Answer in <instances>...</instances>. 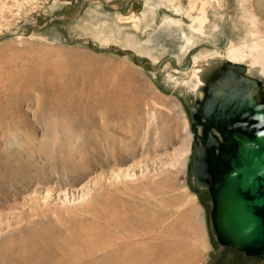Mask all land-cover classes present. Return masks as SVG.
<instances>
[{"label": "rangeland", "instance_id": "obj_1", "mask_svg": "<svg viewBox=\"0 0 264 264\" xmlns=\"http://www.w3.org/2000/svg\"><path fill=\"white\" fill-rule=\"evenodd\" d=\"M178 1L188 10L208 0ZM208 2L216 38L194 35L190 55L182 32L192 37L200 14L163 0H0V264H121L123 253L147 264H264L216 239L194 173L199 99L179 85L192 74L176 71L209 45L225 51V30L237 49L252 43L262 30L249 17L261 24L264 12L253 0ZM263 55L259 65L239 57L245 74L264 71Z\"/></svg>", "mask_w": 264, "mask_h": 264}, {"label": "water", "instance_id": "obj_2", "mask_svg": "<svg viewBox=\"0 0 264 264\" xmlns=\"http://www.w3.org/2000/svg\"><path fill=\"white\" fill-rule=\"evenodd\" d=\"M232 68L245 71L242 65L226 63L218 71L217 82L222 83L205 82V98L196 104L210 126L206 140H216L218 148V154L210 150L208 160L210 219L222 247L264 262V81L239 75ZM250 87L258 88L259 94ZM191 133L197 142L194 125Z\"/></svg>", "mask_w": 264, "mask_h": 264}, {"label": "bare ground", "instance_id": "obj_3", "mask_svg": "<svg viewBox=\"0 0 264 264\" xmlns=\"http://www.w3.org/2000/svg\"><path fill=\"white\" fill-rule=\"evenodd\" d=\"M163 1H165L167 3H170L171 5H173L172 6L173 7L172 9L174 10V13L177 14V15H183V16H186L189 19H192L195 12H199V14H200V16L196 17L195 19L193 18V22H194L193 24L188 25L189 26V29L191 31L192 37H188L185 32H182L183 38L185 40V45H184L185 47L183 46V49L185 48V53L186 54H190L192 51H194V49L196 47L195 45L197 44V42H196L197 40L195 41V38L193 39V36L194 35L198 36V39L201 38L203 40L209 39V38H216V35L214 36V34H213L212 36H210L208 33H206V30H205L206 29V26H207V22H208V18H207V15H206V7L209 5V2H208L209 0L206 1V2L202 1L201 2V7H199V6L198 7L190 6L188 8V10H185L181 6V3L178 0H163ZM244 1L247 2L249 0H244ZM192 3H195V1H192ZM163 4H165V3L163 2ZM255 4H256L255 6H258V8L261 6L260 2L259 3H255ZM245 8H247V7H245ZM245 8L244 9L242 8V9L244 10V12H247V9H245ZM260 11H262V10H260ZM258 15H260V14H258ZM251 17H249V19H250L249 20V23H251V28H253V26H255L254 29L257 30V28L259 26V28H261V30H262V31L260 30L261 31L260 33H258V31L255 32V33H252V34L250 33V36L249 37H250V39L252 37V40H253L252 43H251V41L250 42H247V43H245L243 45V48H241V49L238 48L237 49V48H235L236 46H233L232 41L230 40L229 36H227L225 34V31L226 30L224 31V34H223V37H225V39H224L225 40V44H226L225 47L228 46L225 51H227V52H233V54L231 55V57L229 59L230 61H228V62L231 63L232 65H242V66L246 67L247 70H249L247 65L245 66L244 64H242L243 62L242 63H239V57H242L243 60L244 59L247 60L245 62H250V63L252 62L254 64L259 65V63H261L259 61V56L261 57V55H263L260 51L264 48V24H263L264 23V15L263 16H260L261 17L260 19L262 20L261 24H258V19L257 18H255L254 16H251ZM168 19L169 20L168 21H165V23H168L169 26H171V27H177L179 30L183 28L184 22L181 19H174V18H168ZM247 35H249V34H247ZM209 47H212V50H209L208 53L207 52L206 53L203 52V53L198 54L197 56L191 58V63H189L190 66L188 67V69L190 68V71L183 70L184 67L183 68H178L176 66L177 69H178V70H176L177 72H179V73L181 72L183 74L185 73L186 75L192 74V75H190V76H192V79L191 80H189L188 82L186 80H184L179 85H182V86H190L189 84H191V85L193 84V88L196 91L197 98L199 100H201L202 98L205 97L204 96L205 94H203V89H204V87H206V85H207L206 83H208V84L210 83L211 86H213L214 83L219 80V78H217V77H219V75H220V73H219L220 72V69L223 67V64H221L217 59H214V58L219 57L221 54L223 55V52H225V51H218L219 48L216 47L215 45H209ZM261 47H262V49L260 50ZM201 48H203V45L198 47V51ZM247 52H249V54ZM260 53H261V55H260ZM203 59H205V60H203ZM177 63H179V60L176 61V64ZM260 71H263V70H261V68H260V69H257L255 71L251 72L250 74L247 72L246 75L250 79H256L257 80L258 78H260V74H259ZM177 72H174V74L176 75V77H177ZM216 73H217L218 76H214V78L216 80V81H214L213 80L214 78L212 76L214 74H216ZM209 76H211L210 79L207 80V81H205V79H208ZM193 80L196 81V84H195V81H193ZM258 80H260V79H258ZM217 83H222V82L219 81ZM263 86H264V84H263ZM250 88H251V90H253V93L259 94V89L258 88H254V89L252 87H250ZM263 91H264V88H263ZM134 251H135L134 249L132 250V252L130 251L132 253V255L135 253ZM156 252H158V251H156ZM131 253H129V255ZM122 255L124 256V253ZM146 255H148V253H146ZM152 255L155 256L156 254L154 253L153 249H150V252H149V256L148 257H150V256L152 257ZM123 256H121V260L118 263H121V264H147L148 263V259H146L147 257H140V256H138L139 258L133 259V258L130 257L131 259H129V257H125V256L123 257ZM134 257H135V255H134ZM159 259L155 256V258L153 259V262L158 263L159 262Z\"/></svg>", "mask_w": 264, "mask_h": 264}, {"label": "flooded vegetation", "instance_id": "obj_4", "mask_svg": "<svg viewBox=\"0 0 264 264\" xmlns=\"http://www.w3.org/2000/svg\"><path fill=\"white\" fill-rule=\"evenodd\" d=\"M260 1L261 0H253V4H251V5H253L255 7L254 4L259 3ZM260 7L258 8V10L259 11L262 10V12H264V10H263L264 8L262 7V5ZM224 66L225 65H223V67ZM231 70L235 71L239 75H243V76L246 75L245 71L243 72L242 69L237 70L236 68H232ZM204 88H206V87H204ZM204 98L196 101L195 108H196L197 102L203 101ZM196 115L198 117H196ZM193 125H194L196 132H197V135H198V141L195 142V140H194L195 153H196L195 157H194V167L196 169V171L194 172L195 178L198 181V185L201 188H206L208 193H209L208 181H210L211 178H210L209 173H208V166H209L208 160L211 157L210 156V154H211L210 150L211 149H214L218 154V148L216 147L217 142H216V140H211V141L207 142L206 139H208V138L206 137L207 136L206 133H207V130H209L208 128H210V126H209V123L199 115V112L197 109H196V113L193 115V118H192L191 131H192ZM211 130H212L213 135L219 139L220 143H222L223 140H222L220 134L214 128H212ZM211 204H212V200H211Z\"/></svg>", "mask_w": 264, "mask_h": 264}]
</instances>
